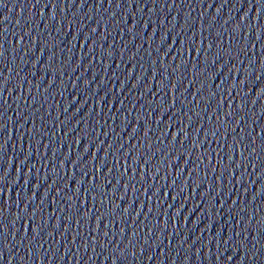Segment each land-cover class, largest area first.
Here are the masks:
<instances>
[{
	"label": "water",
	"instance_id": "water-1",
	"mask_svg": "<svg viewBox=\"0 0 264 264\" xmlns=\"http://www.w3.org/2000/svg\"><path fill=\"white\" fill-rule=\"evenodd\" d=\"M0 264H264V0H0Z\"/></svg>",
	"mask_w": 264,
	"mask_h": 264
},
{
	"label": "snow or ice",
	"instance_id": "snow-or-ice-1",
	"mask_svg": "<svg viewBox=\"0 0 264 264\" xmlns=\"http://www.w3.org/2000/svg\"><path fill=\"white\" fill-rule=\"evenodd\" d=\"M100 187L102 188V187H103V185L101 184V185H100ZM85 215H87V213H85Z\"/></svg>",
	"mask_w": 264,
	"mask_h": 264
}]
</instances>
